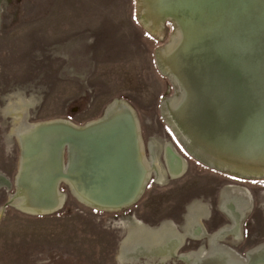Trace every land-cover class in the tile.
<instances>
[{
	"label": "rangeland",
	"instance_id": "374dc122",
	"mask_svg": "<svg viewBox=\"0 0 264 264\" xmlns=\"http://www.w3.org/2000/svg\"><path fill=\"white\" fill-rule=\"evenodd\" d=\"M52 1L0 0V177L7 183L0 185V264H121V247L134 239L159 230L185 235L190 204L209 211L199 217L205 235L195 239L200 241L183 236L177 255L207 250L208 237L230 222L219 204L205 203H218L229 189L246 191L251 209L241 222V239L229 236L219 244L244 256L264 243V179H240L204 166L185 152L160 115L159 104L173 89L155 53L176 36L171 23L158 36L150 34L138 19L137 0H59L57 12ZM116 99L134 110L145 157L153 144L162 169V145H172L184 159L182 176H166L162 184L153 177L140 199L114 213L84 206L63 182L59 190L66 200L57 212L37 216L6 205L15 192L20 154L11 134L12 107L24 109L30 123L64 119L83 125L102 117ZM148 260L123 264H185L176 257Z\"/></svg>",
	"mask_w": 264,
	"mask_h": 264
},
{
	"label": "bare ground",
	"instance_id": "6f19581e",
	"mask_svg": "<svg viewBox=\"0 0 264 264\" xmlns=\"http://www.w3.org/2000/svg\"><path fill=\"white\" fill-rule=\"evenodd\" d=\"M222 1L226 0H137L138 19L150 34L158 36L166 18L175 24L176 36L155 53L159 71L176 80L175 96L162 99L160 115L201 162L236 178L264 179V94L260 93L257 100L254 84L258 74H253L252 63L245 67L249 70L246 77L207 63L201 66L209 56H223L230 47L226 42L233 30L231 23L226 26L229 16H233L234 31L238 27L235 46L247 47L249 42L247 59L256 58L254 38H264V0H232V8L224 11ZM53 5L57 9L59 0H53ZM215 33L221 39L213 40ZM236 47L231 54L239 52ZM190 56L197 64L188 66L191 62L185 60ZM185 76L194 85L195 99ZM242 80H247L246 87L242 83L239 89ZM105 110L102 117L76 125L64 119L30 123L23 116L24 109L12 107L15 124L11 134L20 153L15 192L9 197L12 207L37 216L57 212L66 200L59 190L63 182L84 206L120 212L143 195L152 175L155 181H162L164 172L154 158L148 161L142 150L134 110L117 99ZM40 126L47 130L33 131ZM154 149L152 144L149 156ZM182 169L181 165V171L172 176L180 175ZM1 184H7L2 177ZM233 194L244 196L242 208L239 204H221L231 202ZM219 202L230 225L208 237L207 250L178 256L183 236L160 230L148 239H134L122 246L118 261L123 264L145 258L163 263L176 257L185 264H264V243L249 248L244 256L218 243L229 236L235 241L241 239V222L250 210L248 194L226 190ZM201 230L193 227L192 236H200ZM167 246L171 251L163 253Z\"/></svg>",
	"mask_w": 264,
	"mask_h": 264
},
{
	"label": "water",
	"instance_id": "95a60500",
	"mask_svg": "<svg viewBox=\"0 0 264 264\" xmlns=\"http://www.w3.org/2000/svg\"><path fill=\"white\" fill-rule=\"evenodd\" d=\"M231 2H232V0H228V1L226 0V1L223 2L224 3V7L226 6L225 9L223 8V11L224 10H229V7L232 8V3ZM236 4H237V2L235 3V5ZM233 7H234V5H233ZM229 17L231 19H230V21L228 23H226V26L230 25V23H231V26L233 27V30H231L230 34L226 38V42H228V44H229L228 46H230V47L225 49L226 53L223 54V56H221V55L209 56L208 59L205 60V62L201 66H203V65H205L207 63V64H211L213 67L221 68V70H223L224 72L237 74L240 77L241 76H245L246 77V75L249 73V70L246 71L245 67L249 68L248 67V66H250L249 63H252L251 64V68H252L253 74H256V73L258 74V75H256V81H255V84H254L255 94H256V98L258 100V95H260V93L264 94V38H260V39L254 38L256 40V43H257V45L255 46V49H254V53H255L256 58H254V59L248 58L247 59L246 51L248 49L247 47H250V44H249V42H246V46L247 47H245V46L242 47L241 46V48L235 46V44L237 43V41H236L237 38L236 37L238 35V33H237L238 27L236 25V28H235V31H234L233 16H229ZM166 21L170 22L171 25L173 26V28L175 29L174 22L171 19H169V18H166L163 21L162 26L164 25V23ZM241 32H242V30H241ZM223 35L224 34H222V37H223ZM211 37H212L213 40H216V41L221 39V37L217 33L212 34ZM222 42H223V40H222ZM228 46H226V47H228ZM234 47L238 48L239 52L236 53V54L235 53L231 54V52H234V49H235ZM191 58H194V57L190 56L189 60H185V62L186 61H190L191 62ZM224 60H226V61H224ZM192 63L193 64H197V62L195 61V62H191L190 64H188V66H190ZM235 67H236V69H235ZM164 77H166L167 80L169 81V83H170V85H171V87L173 89V96H175L174 93H175V84H176L175 81L176 80L172 79L173 77H170V76H164ZM185 77L187 78V82L189 84V85L187 84V86H190L192 88V91L194 92V85L191 84V81H190L189 77H187V76H185ZM257 81H258V83H256ZM242 83H244L243 85L246 87L245 84L247 83V80H242V82H240V84L238 83L237 87H239V89H242ZM193 94H194L193 98L195 99V92ZM193 103H194V100H193L192 104ZM160 105H161V103H160ZM160 110H161V108H160ZM160 114H161V111H160ZM167 127L172 132V134L174 135V137L178 141V143L182 146V148L185 150V152L190 157L194 158L195 160H197L198 162H200L204 166H207L208 168H212L209 165L205 164L204 162H201L200 160L195 158V156L192 155V153L187 148H185L183 146L182 142L180 141L181 140L180 137H178L174 133V131L172 130L171 126H167ZM45 130H47L46 127L40 126V127L35 128L33 131H37L38 132V131H45ZM140 140H141V143H142V150L144 151V144H143V140H142L141 136H140ZM18 147H19V145H18ZM64 152H65V149L62 150V155L63 156H64ZM66 156H67V154H66ZM18 160H19V158H18ZM212 169H214V168H212ZM214 170L221 172L220 170H217V169H214ZM17 173H18V166H17ZM17 173H16V175H17ZM16 175H15V179H16ZM15 183H14V188H15ZM7 186L10 187V182H8ZM140 196H139V198H140ZM138 199H136L133 203H135ZM10 201H11V198H8V200L6 202L7 206H12Z\"/></svg>",
	"mask_w": 264,
	"mask_h": 264
},
{
	"label": "flooded vegetation",
	"instance_id": "af4514ba",
	"mask_svg": "<svg viewBox=\"0 0 264 264\" xmlns=\"http://www.w3.org/2000/svg\"><path fill=\"white\" fill-rule=\"evenodd\" d=\"M163 146V145H162ZM165 147H164V150H163V152H162V155H163V158H164V161H165V166H164V168H162V169H160V167H159V162H158V156L155 154V149H154V152H152V155L150 156V159H152V158H154L155 160H156V162H157V164H158V167H159V169L162 171V172H164V173H162V181H160V182H157V181H155L157 184H162V183H164L165 182V177L167 176V177H170V178H178V177H180V176H182L184 173H185V171H186V167H185V163H184V159L183 158H181L173 149H172V147L170 146V145H164ZM161 151V150H160ZM178 156V157H177ZM148 161L150 160V159H148V158H146ZM181 165L183 166V169H182V172L180 173V175H178V176H176V177H173L172 176V174H176V172H179V171H181V170H179V167L181 168ZM154 176L152 175L151 177H150V180L153 178ZM214 197H216V196H214ZM243 197L244 196H242V195H235V194H233V196L232 197H230V199H231V202H225L224 201V204H239V205H241V208H242V205H243V203H242V201H243ZM219 198V197H218ZM204 204V203H203ZM205 204H219V199H218V203H217V201H209V202H206ZM251 204V203H250ZM127 208V207H126ZM229 221V220H228ZM230 222V221H229ZM230 224V223H229ZM197 227V226H196ZM223 228V227H222ZM191 230H192V228H191ZM196 230H197V228H196ZM204 230V229H203ZM220 230V229H219ZM218 230V231H219ZM160 231V230H159ZM158 231V232H159ZM218 231H216V232H218ZM215 234V233H214ZM201 235H202V233H201ZM200 235V236H201ZM204 235H205V232H204ZM185 236H187V237H185L186 239L188 238V239H192V238H194L193 239V241H200V240H195V239H197L198 237H193L192 235H191V233L189 232H187L186 233V235ZM262 241H264V239L262 240ZM218 243H219V241H218ZM260 244H263V242H261Z\"/></svg>",
	"mask_w": 264,
	"mask_h": 264
},
{
	"label": "crops",
	"instance_id": "0c3cea01",
	"mask_svg": "<svg viewBox=\"0 0 264 264\" xmlns=\"http://www.w3.org/2000/svg\"><path fill=\"white\" fill-rule=\"evenodd\" d=\"M59 8V7H58ZM57 8V9H58ZM57 9H52V10H54V11H56L57 12ZM58 34H60V36H61V33H60V31H59V33ZM64 34V33H63ZM65 36V35H64ZM64 36H62V37H60V39H62ZM229 190H231V189H229ZM235 190H239V189H235ZM246 192V191H245ZM247 193V192H246ZM222 194H223V192H222ZM222 194L220 195V197L222 196ZM220 197H219V200H220ZM243 204H244V202H242ZM251 203V202H250ZM249 203V204H250ZM221 204H224V202L223 203H221ZM204 205H201V204H190L189 206H187V214L185 215V222L184 223H186V225H185V235H186V233L188 232H190L191 233V235H192V230H191V228H193V227H195V226H197V227H199L200 229L202 228V230H201V233H202V235L204 234V230H203V227L199 224V221H200V219H199V217L200 216H202V215H207V213H209V211L205 208V207H203ZM219 210L222 212V213H224L222 210H221V208H220V202H219ZM250 209H251V204H250ZM208 212H207V211ZM250 211V210H249ZM226 216V215H225ZM185 235H181V236H185Z\"/></svg>",
	"mask_w": 264,
	"mask_h": 264
}]
</instances>
